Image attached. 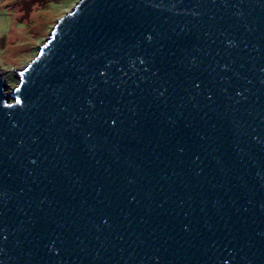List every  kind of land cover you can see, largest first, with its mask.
I'll return each instance as SVG.
<instances>
[{
    "label": "water",
    "instance_id": "95a60500",
    "mask_svg": "<svg viewBox=\"0 0 264 264\" xmlns=\"http://www.w3.org/2000/svg\"><path fill=\"white\" fill-rule=\"evenodd\" d=\"M16 77L0 264H264V0H78Z\"/></svg>",
    "mask_w": 264,
    "mask_h": 264
},
{
    "label": "rangeland",
    "instance_id": "374dc122",
    "mask_svg": "<svg viewBox=\"0 0 264 264\" xmlns=\"http://www.w3.org/2000/svg\"><path fill=\"white\" fill-rule=\"evenodd\" d=\"M78 0H0V73L7 92L17 86L16 72L37 55L51 29Z\"/></svg>",
    "mask_w": 264,
    "mask_h": 264
}]
</instances>
